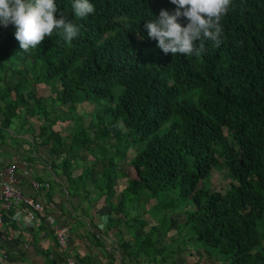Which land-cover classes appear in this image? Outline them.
<instances>
[{
  "label": "trees",
  "instance_id": "1",
  "mask_svg": "<svg viewBox=\"0 0 264 264\" xmlns=\"http://www.w3.org/2000/svg\"><path fill=\"white\" fill-rule=\"evenodd\" d=\"M73 2L56 0L79 28L71 43L54 31L25 52L15 26L0 27V138L14 119L39 117L36 144L52 156L49 170L64 178L69 196L88 194L91 185L103 196L106 230L119 234L122 220L127 227L110 248L130 264L163 251L164 238L136 211L137 195L172 191L190 203L184 224L206 256L220 264H264V0H233L221 20V46L206 42L200 57L165 54L148 37V20L162 9L175 11L170 0H90L95 12L86 17L75 15ZM37 83L52 96L39 95ZM85 101L94 104L88 123L77 119L61 136L53 125L79 118L76 105ZM101 136L114 142L99 166L91 151ZM73 162L81 165L76 176ZM215 166L234 180L223 192L202 183ZM163 216L159 226L167 229ZM98 232L90 236L102 246L106 231Z\"/></svg>",
  "mask_w": 264,
  "mask_h": 264
},
{
  "label": "crops",
  "instance_id": "2",
  "mask_svg": "<svg viewBox=\"0 0 264 264\" xmlns=\"http://www.w3.org/2000/svg\"><path fill=\"white\" fill-rule=\"evenodd\" d=\"M40 124L39 117H28L27 120L20 117L2 130L0 172L3 166L17 163L15 172L21 191L32 196L41 207L38 211L20 207L5 214L4 232L0 233V264H51L52 260L58 262L57 257L63 255L54 240L53 229L61 224H67L69 228L66 253L75 260L79 259L82 264H130L121 251L110 248H117V240L126 236L125 222L122 220L118 224L120 233L117 235L113 234V229L106 230L105 207L100 203L103 196L96 197L97 190L92 185L87 187L88 194L81 189L75 195L67 194L64 178L49 170L46 163L52 156L45 147L36 144ZM26 158H31V162ZM80 167L81 165L73 162L71 175H78ZM27 168L30 171L23 175L22 171ZM3 178L0 175V179ZM30 179L47 183L48 188L32 189ZM98 228L106 231L102 235V246L93 243L90 236L91 232L98 235ZM144 262L146 261L139 264Z\"/></svg>",
  "mask_w": 264,
  "mask_h": 264
},
{
  "label": "clouds",
  "instance_id": "3",
  "mask_svg": "<svg viewBox=\"0 0 264 264\" xmlns=\"http://www.w3.org/2000/svg\"><path fill=\"white\" fill-rule=\"evenodd\" d=\"M170 2L176 5L174 12L162 9L158 18L150 19L144 25L148 37L156 40L165 54L200 57L205 52L206 42H212L217 48L221 46L224 35L221 20L233 8V0ZM72 7L77 17L95 12L90 0H74ZM182 18L187 19L186 26L182 24ZM9 24L15 26V38L25 52L35 49L54 31L67 43H71L79 32L78 26L60 11L56 0H0V25L7 27Z\"/></svg>",
  "mask_w": 264,
  "mask_h": 264
},
{
  "label": "rangeland",
  "instance_id": "4",
  "mask_svg": "<svg viewBox=\"0 0 264 264\" xmlns=\"http://www.w3.org/2000/svg\"><path fill=\"white\" fill-rule=\"evenodd\" d=\"M0 27L4 26L0 25ZM35 69H37V66ZM1 85H3L2 81H0V86ZM35 87V90L39 95L47 97L49 95L52 96L48 90V87H46L44 84L37 83ZM93 108L94 104L91 101H85L81 104H78L76 105V111H78V115L75 114L73 118L78 116L79 118L73 120L67 119L62 122L57 121L53 125V128L57 129L61 136H68L71 133V130L75 129V120L80 119L79 121L83 126L88 123L90 118L89 113L93 110ZM92 136L93 133H90V137ZM100 138L101 140H98V145L91 151L92 153L98 152L97 156L100 157V161H97L96 163L99 166L100 163L104 164L103 161L105 160V158H101V155L103 157L106 156L107 150L112 149L109 144L114 142V138H110L109 142L106 136H101ZM120 144L121 141L116 144L115 147H118ZM131 150L132 149L128 150V155H131ZM86 158L91 160L93 158L96 159V156L94 154L88 153L86 154ZM118 163L121 165L123 162ZM15 165L17 166V163ZM123 169L127 171V175L129 177L133 176L131 172L132 170L130 168L123 165ZM26 170L29 172L30 168H27ZM31 181H33V179H30V182ZM123 181V179H120V182ZM202 183L211 190L223 192L224 188L228 186V184L234 183V180L226 168L215 166L211 169L209 176L206 179H203ZM27 196L33 198L30 195ZM137 196L138 197L136 201H134L136 211L140 213L139 215H141L143 211L145 212V215L143 214L140 216V219L147 221L148 225L146 228L154 227L157 229V235L164 238V240L160 241V246L163 247V251L160 256L164 258V262L159 263L160 260L158 258L160 256L154 257L152 255H147V258H145L142 256V254L138 256L139 260H149V264H220V262L216 259L208 257L203 253V249L193 238L190 228L184 224V211L190 209V203L187 201L178 202L176 191L165 192L159 196L151 198H149L145 192H143V194L139 193ZM162 215H164L163 218H166L165 222L168 224L167 229H164L166 228L164 226H159L161 224L160 220ZM132 216V213H129L127 218ZM134 225L137 226L135 222ZM261 244L264 246V230L261 234ZM170 251H174V253L172 254ZM147 263L144 262V264Z\"/></svg>",
  "mask_w": 264,
  "mask_h": 264
},
{
  "label": "built area",
  "instance_id": "5",
  "mask_svg": "<svg viewBox=\"0 0 264 264\" xmlns=\"http://www.w3.org/2000/svg\"><path fill=\"white\" fill-rule=\"evenodd\" d=\"M22 163L24 162L22 161ZM15 164L16 163L12 162L3 166L0 172V175L4 176L3 179H0V233L4 232L3 218L10 209L16 210L20 207H26L32 210L40 209L39 202L34 200V198L25 195L21 191L20 181L15 172L17 168ZM22 174L27 175V170H23ZM29 184L32 189L42 188L43 190H46L48 188L47 183H42L34 179ZM53 235L58 249L64 256L60 264H76L75 259L66 253L69 241L68 226L65 224L56 226L53 229Z\"/></svg>",
  "mask_w": 264,
  "mask_h": 264
}]
</instances>
